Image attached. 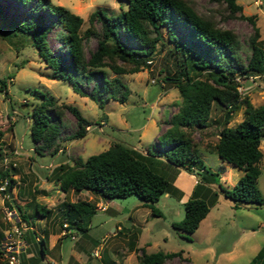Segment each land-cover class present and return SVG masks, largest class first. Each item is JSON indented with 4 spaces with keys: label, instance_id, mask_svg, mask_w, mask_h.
Listing matches in <instances>:
<instances>
[{
    "label": "trees",
    "instance_id": "16d2710c",
    "mask_svg": "<svg viewBox=\"0 0 264 264\" xmlns=\"http://www.w3.org/2000/svg\"><path fill=\"white\" fill-rule=\"evenodd\" d=\"M8 1L19 14L6 17L5 7L0 3V26L30 38L37 56L51 70L49 78L67 81L73 91L81 94L79 83L94 79L91 92L87 95L90 99L95 100L94 93H99L106 100L112 98L124 102L127 99L129 90L119 75L139 72L147 67V58L155 51L157 43L162 42L161 27L165 28V39L177 57L176 73L162 76L163 81L167 80L176 87L180 97L177 111L168 117V127L161 133L162 136H171V140L167 141L171 146L155 155L149 150L142 153L122 143L112 142L105 150L87 156L83 162H59L47 177L61 192L86 190L105 200L135 195L150 208L152 214L158 216L159 211L153 203L165 193L180 197L181 192L172 181L178 169H183L193 173L197 182L182 204L183 216L173 221L171 227L184 233L187 240L209 210L211 203L206 198L216 197L219 193L234 207L263 202L257 178L262 157L259 144L264 138V103L257 106L250 103L247 96H241L237 91L238 84L234 81L235 75L243 78L248 73L264 76V39H259L255 15L242 14L241 6L235 0H209L217 6L211 11L218 13L221 19L236 17L250 24L251 34L247 39L250 54L244 62L239 54L241 44L235 32L222 28L213 13L198 12L192 0H125L126 9L116 14H107L98 7L82 31L83 21L53 8L49 0ZM53 26L59 28L56 39L62 47V52L57 54L47 44V34ZM177 27L183 29L185 36L176 33ZM91 38L95 40V46L87 50L85 43ZM189 54L191 56L187 58ZM106 69L115 76L108 78ZM191 71L205 75L199 78L192 76ZM4 87L5 78H1L0 90L4 91ZM35 94L40 101L31 111L29 135L32 149L36 154L54 156L58 150L63 110L72 115L77 127L69 136L71 139L82 138L90 122L76 106L58 104L56 98L40 92ZM214 102L225 106V112L229 114L222 118L224 125L217 130L216 141L208 150L242 172L231 188L216 183L217 172L205 168L192 148L196 142L191 131L206 126ZM232 105L234 108L242 105V119L233 128H228L226 124ZM3 179L8 181L6 188L11 189L14 179L6 168L0 171V180ZM203 186L209 194L199 195ZM7 189L2 193L7 194L13 205L4 202L6 207L15 210L19 221L27 223V214ZM39 193L38 189H32L25 205L32 206L38 216H44L50 213V209L35 200ZM67 206L68 222L63 223L64 227L68 231H86L96 210L95 203L79 199L68 202ZM10 225L7 224L9 228ZM7 226L4 229L9 230L5 228ZM3 236L0 231V239ZM46 238L42 236L37 240L41 255L46 254ZM128 246L137 252L136 264H164L174 257L187 262L180 250L146 252L144 248H136L131 240ZM0 264L4 262L0 260Z\"/></svg>",
    "mask_w": 264,
    "mask_h": 264
},
{
    "label": "rangeland",
    "instance_id": "374dc122",
    "mask_svg": "<svg viewBox=\"0 0 264 264\" xmlns=\"http://www.w3.org/2000/svg\"><path fill=\"white\" fill-rule=\"evenodd\" d=\"M192 1L198 12L213 13L222 28L235 32L241 44L239 54L245 62L250 54L247 45L251 34L250 24L236 17L221 19L218 13L211 11L217 6L209 0ZM235 2L241 6L242 14L255 15L259 39L263 40L264 0ZM0 3L5 7L6 17L19 14L8 0H0ZM116 4L119 7L109 3L99 7L107 14H116L127 7L125 0H116ZM87 26L88 21H83L81 31ZM182 30L177 27L176 33L184 35ZM58 31L59 28L53 26L47 34V44L54 54L62 52L56 39ZM161 35L162 44L157 43L155 51L147 58L146 68L119 75L129 90L127 99L119 102L112 98L106 100L99 93H94L95 100L90 99L87 95L91 92L94 79L79 83L83 92L81 94L73 91L67 81L49 78L51 70L37 56L30 38L26 34L0 26V79L5 78L4 91L0 90V171L4 168L9 170L14 179L12 197L27 214L28 222L25 226L21 224L26 227L22 232L27 243L24 252L19 255L21 264H136L137 252L129 249L130 240L134 242V246L137 245L136 248H144L146 252L182 250L188 253L187 262L174 257L164 264H264V149L260 146L262 157L257 187L263 196V202L246 203L234 209L231 207L232 202L219 193L216 197L206 198L211 203V208L206 221L198 228L196 238L191 237L192 241L187 240L184 233L171 227L173 221H178L183 216L182 204L163 195L153 203L160 212L156 216L135 195L105 200L86 190L63 193L49 179L46 189H38L43 192L36 195V201L49 208L50 213L38 216L32 206L25 205L29 200V193L37 185L36 172H45L50 163L52 169L59 162H83L87 156L105 150L112 142L122 143L140 152L143 149L149 150L151 153L157 146H171L167 143L171 136H162L158 131L160 126L165 129L168 127V117L177 111L179 105L180 97L176 87L167 80H162L163 75L173 76L176 73L177 57L172 53L171 44L165 39L164 27H161ZM85 46L87 50L93 49L95 40L89 39ZM190 56L191 54L187 55V58ZM106 72L108 78L115 76L109 69ZM190 74L199 78L205 75L203 72L192 71ZM235 76L238 78L235 81L238 84L237 91L241 96H247L255 106L264 103L263 75L248 73L245 78ZM36 92L53 96L58 104L76 106L80 114L90 122L85 127L86 134L82 138L71 139L69 136L77 127L72 115L63 110L56 152L60 155L59 158L58 155L33 152L29 126L32 123L31 111L40 101ZM230 108L226 127L233 128L242 119L243 107L239 105L237 108ZM225 111L226 107L222 104L212 103L206 126L191 131L196 142L192 148L205 168L217 172L216 183L231 188L242 172L221 161L214 151L208 150L216 141L217 130L224 125L222 118ZM228 114L227 112V116ZM227 171L229 174H226ZM79 199L93 201L96 210L86 231H68L63 225L68 222L67 203ZM4 202L13 205L9 197L0 193V231L5 234L7 229L4 226L10 221L3 213L6 208ZM101 205L104 209H100ZM30 225L32 227L29 229ZM42 236L47 237L45 255L40 254L37 242ZM206 244L217 254L225 253L235 245L234 252L216 258L197 255V250Z\"/></svg>",
    "mask_w": 264,
    "mask_h": 264
},
{
    "label": "crops",
    "instance_id": "0c3cea01",
    "mask_svg": "<svg viewBox=\"0 0 264 264\" xmlns=\"http://www.w3.org/2000/svg\"><path fill=\"white\" fill-rule=\"evenodd\" d=\"M164 126H160V129H159V131H158V134H160V133H162L164 130H165V128H163ZM168 147H170V145H166V147L165 148H159L158 146L157 147H155L154 148V151H153V154H155V155H159V154H161L162 153V151L163 150H165L166 148H168ZM157 149H159V151L157 150ZM145 149H143L142 150V153H145ZM58 154H56V155H54V156H57ZM60 157V155H58V158ZM56 164V163H55ZM57 165V164H56ZM49 169V170H48ZM50 168H48V166H47V169H46V171L45 172H39V174H38V172H36V174L38 175V180L36 181V184L37 185H35L34 186V188H36V189H46L47 188V184H49L50 182H49V178L47 177L48 175H49V172H50ZM226 174H229V171H227L226 172ZM42 176V177H41ZM196 182H197V179H196V177H195V175L193 174V173H188V172H186V171H184L183 169H178V171H177V173L175 174V176H174V178H173V181H172V183H173V185L181 192V195H180V197L179 198H176L175 196H173V195H169V194H167V193H165V194H163V197H172V198H174L178 203H180V204H183V202L184 201H186V199L189 197V195L191 194V191H192V189H193V187H194V185L196 184ZM228 188V187H227ZM40 191V193L41 192H43V191H41V190H39ZM39 193V194H40ZM199 195H205L206 193L207 194H209L210 192H208V190H206V187L205 186H203V187H201V189L199 190ZM35 200H36V197H35ZM231 207L232 208H234V209H236L237 207H234L233 205H232V203H231ZM210 208L211 207H209V210H208V212H207V214L205 215V217L204 218H202L201 219V221L199 222V226H198V228L200 227V225L204 222V221H206V219H207V217H208V214H209V211H210ZM159 214H160V212H159ZM209 224H207V226H208ZM31 227H29V229H30ZM198 228L194 231V232H192V233H190L189 234V237H190V241H192L193 239H195L196 238V234H197V232H198ZM59 235H57V237H58ZM191 237H193V239L191 238ZM136 247H137V245H135ZM234 246L235 245H233V248L232 249H229V250H227L225 253H219V254H217V253H215L214 251H212L211 249H209L208 247H207V244L206 245H203L202 247H200L198 250H197V255H199V256H208L209 258H216V257H218V256H220V255H223V254H227V255H230V254H232L233 252H234ZM181 251V256L183 257V258H188V257H186V255H188V253L187 252H184V251H182V250H180Z\"/></svg>",
    "mask_w": 264,
    "mask_h": 264
},
{
    "label": "built area",
    "instance_id": "2783aa9c",
    "mask_svg": "<svg viewBox=\"0 0 264 264\" xmlns=\"http://www.w3.org/2000/svg\"><path fill=\"white\" fill-rule=\"evenodd\" d=\"M238 80L237 77L234 78V81ZM238 87V86H237ZM52 167L50 163L48 168ZM7 179L0 180V193L6 190ZM7 197V194H4ZM100 209H104V206H100ZM4 215L10 221V228L4 234L3 238L0 239V260L4 262V264H21L19 260V255L24 252L27 247V243L23 237L22 225L25 223L19 221L15 210H11L9 208H5L3 210ZM22 224V225H21ZM95 253V252H94Z\"/></svg>",
    "mask_w": 264,
    "mask_h": 264
},
{
    "label": "clouds",
    "instance_id": "9594fccd",
    "mask_svg": "<svg viewBox=\"0 0 264 264\" xmlns=\"http://www.w3.org/2000/svg\"><path fill=\"white\" fill-rule=\"evenodd\" d=\"M51 6L61 9L81 21H88L96 12L97 8L103 4L109 3L116 7V0H49ZM260 148L264 149V139L260 140Z\"/></svg>",
    "mask_w": 264,
    "mask_h": 264
},
{
    "label": "water",
    "instance_id": "95a60500",
    "mask_svg": "<svg viewBox=\"0 0 264 264\" xmlns=\"http://www.w3.org/2000/svg\"><path fill=\"white\" fill-rule=\"evenodd\" d=\"M215 78H216V80H218L217 77H215ZM218 81H219V80H218ZM219 82H222V83H223L224 81H219ZM233 106H234V105H232L231 107H233ZM226 116H227V112L225 113L224 117H226ZM7 192L10 193V192H11V189L8 188Z\"/></svg>",
    "mask_w": 264,
    "mask_h": 264
}]
</instances>
